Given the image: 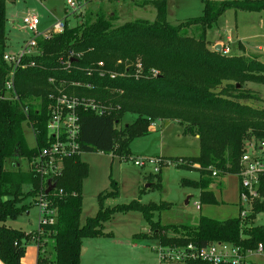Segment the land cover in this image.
<instances>
[{
  "label": "trees",
  "instance_id": "trees-1",
  "mask_svg": "<svg viewBox=\"0 0 264 264\" xmlns=\"http://www.w3.org/2000/svg\"><path fill=\"white\" fill-rule=\"evenodd\" d=\"M143 3L155 7L154 21L135 19L116 25V13L107 15L102 8L72 26L66 18L63 31L39 39L37 52L17 68L14 85L19 99L8 100L1 97L11 66L3 59L7 15L6 0H0V221L27 211L29 205L22 203L26 197L36 201L40 177L31 167L22 170L14 162L18 157L30 162L46 144L49 105L59 88L102 105L101 113L91 108L79 111L82 152L103 151L128 160L131 142L149 134L157 119L177 121L184 134L198 136L197 156L168 159L176 161V167L199 172L198 179L181 180L182 185L199 189V204L218 203L211 185L221 188L222 177L239 173L248 142L264 139V108L240 102L255 97L244 89L245 82L264 84V62L257 57L224 55L210 49L207 38V30L226 9L261 11L264 0H224L219 5L203 0L202 15L176 25L167 20V0ZM192 27L198 35L191 34ZM138 63L142 65L140 72ZM127 116L133 121L124 123ZM24 123L33 128L34 146L26 142ZM11 157H15L14 168L9 169L5 161ZM88 175L89 165L81 153L66 158L64 171L55 183V194L62 190L56 221L29 233L0 226V259L4 264H23L30 240L38 245L37 264H50L45 254L49 238L54 240L52 264H80L83 240L111 237V232L104 231L105 223L117 212L130 211L143 215L162 244L193 242L204 246L211 241H227L243 249L264 246V223L256 221V215L264 213V173L260 174L261 198L252 203L245 217L220 221L200 215L196 225L155 220L156 214L171 208L165 201L143 203L134 199L106 206V199L119 195V184L111 176L110 189L97 195L96 214L82 223V187ZM160 175L161 170L149 173L159 186ZM25 185L29 186L26 190ZM170 231L174 235H168Z\"/></svg>",
  "mask_w": 264,
  "mask_h": 264
},
{
  "label": "rangeland",
  "instance_id": "rangeland-1",
  "mask_svg": "<svg viewBox=\"0 0 264 264\" xmlns=\"http://www.w3.org/2000/svg\"><path fill=\"white\" fill-rule=\"evenodd\" d=\"M79 2L83 10L80 14L73 13L67 0H6L7 15V53L17 52L26 41L31 38V33L21 28L23 15L28 11H34L40 17V31L49 29L56 21L68 19L69 25L81 22L88 13H95L100 8L109 14L116 13V25L135 19H156V9L152 4H144L143 0H75ZM219 5L224 0H210ZM203 0H167V20L176 25L188 18L203 14ZM192 35H198L195 27H192ZM228 36L231 40H228ZM209 48L220 39L228 44L230 51L224 55H244L257 57L264 62V10L245 11L228 8L219 17L218 21L207 30ZM222 44V43H221ZM222 53V52H221ZM223 54V53H222ZM244 89L250 90L254 98L241 100V103L255 108H264V84L245 82ZM133 121V117L127 116L124 123ZM155 131L147 135L135 138L130 144L131 158L120 159L111 153L99 151H83L81 157L89 165V175L83 181V208L81 222L96 214L99 205L97 195L110 189V176L119 184V195L105 200L106 206L129 203L134 199H140L143 203L165 201L171 204V208L156 214L155 220L160 218L162 224L181 223L196 225L197 216L206 213L205 209L212 211L222 208L224 215L231 217L238 213L235 205L236 182L234 174L222 177L221 189L214 185L218 203L201 204L203 210H199L194 204L199 200V189L181 184L182 178L198 179L197 170L179 168L174 165H164L161 169L160 186L155 185L157 179L150 178L151 168H144L134 164L132 157L141 156H165L186 157L199 154V139L183 133L182 126L171 119H157L153 122ZM24 135L27 144L35 145V138L31 127L24 123ZM264 159V153L262 154ZM15 157L5 161V167L14 168ZM20 168L28 170L30 162L27 158L18 157ZM154 183V184H153ZM28 185L24 189H28ZM213 188V189H214ZM22 203L28 204V212L24 211L15 218L8 217L0 221V226L21 229L27 233L35 231L39 227V207L35 204L34 197H26ZM203 211V212H202ZM258 224L264 223V213L256 215ZM105 232H111L110 236H99L84 239V248L80 256V264H159L155 248L158 247V238L138 211L127 213L117 212L111 220L105 223ZM174 235L172 231L167 233ZM45 254L52 264L55 259L54 240L47 239ZM38 246L34 240L26 245V253L22 259L23 264H37ZM0 264H4L0 259Z\"/></svg>",
  "mask_w": 264,
  "mask_h": 264
},
{
  "label": "built area",
  "instance_id": "built-area-1",
  "mask_svg": "<svg viewBox=\"0 0 264 264\" xmlns=\"http://www.w3.org/2000/svg\"><path fill=\"white\" fill-rule=\"evenodd\" d=\"M67 4L72 8L73 13L80 14L83 10L82 5L75 0H67ZM39 25V15L34 11L26 12L22 17L21 28L29 31L31 38L17 52H5L3 55L4 61L11 66L1 94L4 99H19L14 85L17 68L25 65L24 60L27 56L37 52L39 39L49 38L51 35L63 31L65 20L56 21L44 31H40ZM229 51L230 47L222 44L221 52L228 54ZM69 55L73 57L74 53L70 51ZM99 65H103V63L99 62ZM136 69L137 72L142 71L141 63L136 65ZM152 73L157 74V70H152ZM51 99L46 144L38 149L30 161V167L40 177V187L35 201L40 211L39 226L56 221L57 201L59 195L62 194V190L56 192L58 196L55 194L56 180L64 171L66 158L82 153L79 143L81 132L79 111L91 108L97 113L102 112V105L95 100L78 97L61 88L52 95ZM24 111L27 113V107L24 108ZM30 127L33 131L32 126ZM102 153L104 152L102 151ZM263 153L264 139L251 140L247 144V150L240 158V171L236 174L239 179V203L242 206L239 212L240 217H245L252 203L261 198L260 174L264 173ZM132 160L139 167L149 166L151 172H159L164 165L176 166L177 164L176 161L162 156L132 157ZM213 174L215 175V172ZM50 185H53V188L48 191ZM53 191L54 193L50 195L49 193ZM155 250L159 264H264V246L262 244H258L253 249H243L227 241H211L204 246L193 242L185 245H168L158 241V247Z\"/></svg>",
  "mask_w": 264,
  "mask_h": 264
},
{
  "label": "crops",
  "instance_id": "crops-1",
  "mask_svg": "<svg viewBox=\"0 0 264 264\" xmlns=\"http://www.w3.org/2000/svg\"><path fill=\"white\" fill-rule=\"evenodd\" d=\"M143 1H149V0H143ZM148 4H151V3H148ZM228 40L230 41L231 40V37L230 36H228ZM218 42H221L222 44H225V43H223L220 39L218 40ZM221 43H217V44H215V46L216 45H218V44H221ZM221 44V45H222ZM226 45H228V44H226ZM214 46V47H215ZM229 46V45H228ZM155 131V127H154V123H152V125L150 126V132H154ZM194 137H197L198 138V136H194ZM144 156H146V155H144ZM157 156V155H156ZM159 156H162V155H159ZM162 157H165V156H162ZM165 158H170V157H165ZM14 164L16 165V166H20V163H19V161H15L14 162ZM236 176V178H237V182H236V199L234 200V203H235V205H237V207H238V213H236L235 215H233V216H231V217H226L225 215H224V213H225V210L224 209H222V208H218L217 210H215V211H212V210H210V209H205L206 210V213H204V214H201V215H203V216H207V217H209V218H212V219H216V220H220V221H222V220H226V219H229V218H234V217H237V216H239V212H240V203H239V179H238V177H237V175H235ZM214 185H211V189H212V191H213V193H214V195H215V197H216V199L218 198L217 197V194H216V190L218 189V188H214L213 187ZM214 188V189H213ZM221 189V188H220ZM217 201H218V199H217ZM194 204L197 206V208L199 209V210H203V207L202 206H200L201 204H199V201L198 200H196L195 202H194ZM203 212V211H202ZM27 213H29L28 211H27ZM200 216V215H199ZM199 216H197L198 218H199ZM198 218H197V222H198ZM38 229V228H37ZM36 229V230H37ZM84 241V240H83ZM37 244V243H36ZM38 246V245H37ZM83 246H84V243H83ZM84 248V247H83ZM84 251H85V248H84Z\"/></svg>",
  "mask_w": 264,
  "mask_h": 264
},
{
  "label": "water",
  "instance_id": "water-1",
  "mask_svg": "<svg viewBox=\"0 0 264 264\" xmlns=\"http://www.w3.org/2000/svg\"><path fill=\"white\" fill-rule=\"evenodd\" d=\"M221 44H218L214 47V50L218 51V52H221ZM53 188V185H50L49 188H48V191H50L51 189ZM84 250V248L82 247L81 249V252Z\"/></svg>",
  "mask_w": 264,
  "mask_h": 264
}]
</instances>
